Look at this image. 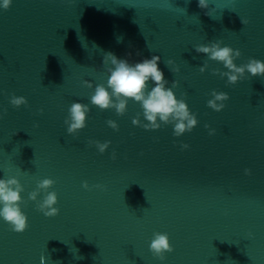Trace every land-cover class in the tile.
I'll return each mask as SVG.
<instances>
[{"label": "water", "instance_id": "1", "mask_svg": "<svg viewBox=\"0 0 264 264\" xmlns=\"http://www.w3.org/2000/svg\"><path fill=\"white\" fill-rule=\"evenodd\" d=\"M216 40L241 50L238 66L264 61V0H209L207 9L198 0H12L0 8V178L19 179L28 217L23 233L0 218V264H41L42 256L44 264H264V77L229 85L212 75L227 69L194 47ZM105 52L129 63L160 56L167 87L178 80L174 93L197 115L193 131L134 126L138 113L147 121L132 101L123 116L91 105L109 76ZM213 90L230 97L220 112L207 107ZM12 94L27 106L14 108ZM73 102L90 108L75 137L64 124ZM89 140L111 144L100 154ZM44 178L55 181L52 218L28 199ZM84 181L107 190H85ZM154 232L168 233L174 248L164 261L149 250Z\"/></svg>", "mask_w": 264, "mask_h": 264}, {"label": "clouds", "instance_id": "2", "mask_svg": "<svg viewBox=\"0 0 264 264\" xmlns=\"http://www.w3.org/2000/svg\"><path fill=\"white\" fill-rule=\"evenodd\" d=\"M12 0H2L0 8L7 10L10 8ZM209 0H198V6L207 9ZM209 15V12L206 13ZM246 24L247 20H241ZM123 37H118V42H122ZM223 42L216 40L210 44L196 45L195 51L202 53L208 57V60L222 63L227 71H221L218 68L211 70L212 75H218L222 79L227 78V84L236 85L239 81L246 78V74L251 77H264V61L255 58H249L244 64L237 65L235 61L242 56L240 49H234L230 46H221ZM161 57L153 55L150 59L145 58L141 62L129 63L127 59L117 58L112 52H105L103 55V67L109 73L106 85L104 83L97 84L94 92L90 96V103L98 107L101 111L113 109L118 116H123L128 107L129 101L138 103L142 109V115L146 123L140 119L141 114L138 113L132 119L134 126L142 127L145 130H159L163 125L173 126V135L180 137L186 132H191L198 125L197 115L191 112L185 98H177L173 89L179 86V81L171 82V87H167L169 81L164 78L163 71L159 68ZM173 73H179V66H174L175 61L169 59L164 62ZM207 61L199 67V72L204 73L208 70ZM149 82L154 86L149 90ZM82 85L87 88H93V84L88 80H83ZM186 95V94H185ZM211 99L207 101V107L220 112L225 107V102L230 99L225 92L213 90ZM9 103L14 108H20L22 105L27 106L28 101L23 96L12 94ZM90 108L87 104L73 102L68 109V116L64 120L67 126V134L75 137L87 124V115ZM7 110L0 112V119H3ZM43 113V109L39 110ZM108 127L114 131H119V125L116 121L109 119L106 121ZM38 127L39 125H34ZM209 135L215 134V129L205 124ZM16 133H14L15 135ZM88 144L94 145L100 154L106 152L111 141L100 142L98 140H89ZM181 149H188L189 145L183 143ZM112 159H116V152L113 151ZM245 175H251L250 169H245ZM55 184L51 178H44L37 182L36 188L28 194L30 201L36 202L37 210L46 218H52L59 215L60 209L55 205L58 204V196L55 191H49ZM85 190L92 191L94 189L106 191V185L94 184L89 185L87 181L82 183ZM24 186L15 176L8 178H0V218L6 222L10 230L15 233H23L28 228V217L22 211L21 204L25 203L21 195L24 192ZM41 193L43 198L38 200ZM251 237V233L249 234ZM149 250L155 258L160 261L166 259L165 254L174 251L170 242L168 233L154 232ZM45 257H41V264H44Z\"/></svg>", "mask_w": 264, "mask_h": 264}]
</instances>
